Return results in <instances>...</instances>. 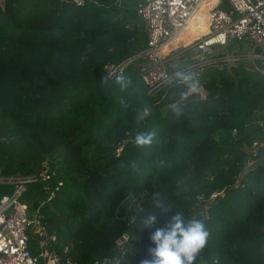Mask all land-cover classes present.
<instances>
[{"label": "trees", "instance_id": "1", "mask_svg": "<svg viewBox=\"0 0 264 264\" xmlns=\"http://www.w3.org/2000/svg\"><path fill=\"white\" fill-rule=\"evenodd\" d=\"M141 2L0 0V174L39 176L49 163L50 179L23 200L56 237L48 249L76 264L119 256L124 236L120 264H140L151 246L140 218L154 211L162 227L178 210L209 232L195 264H264V166L242 176L246 149L264 141V75L204 66L153 97L136 62L122 90L103 68L147 48ZM200 87L204 99L185 100ZM144 106L152 114L137 123ZM152 130L151 146L135 145L136 133ZM11 192L0 186V197ZM157 192L169 213L154 208Z\"/></svg>", "mask_w": 264, "mask_h": 264}, {"label": "built area", "instance_id": "2", "mask_svg": "<svg viewBox=\"0 0 264 264\" xmlns=\"http://www.w3.org/2000/svg\"><path fill=\"white\" fill-rule=\"evenodd\" d=\"M83 5L84 0H74ZM137 12L145 22L148 31L147 48L125 62L107 63L104 76L112 82L117 76L124 75L130 64L140 62V74L147 87L148 94L158 97L174 82L184 84L181 77H194L195 72L204 67L216 69L243 65L246 69L264 75V0H227L229 10L221 9L222 0H210L203 8L206 0H141ZM202 13L198 18L196 16ZM202 21L204 32L198 31ZM193 23L197 30L194 38L186 44L164 52L167 45L178 38ZM195 49L199 57L189 58L192 62L177 68L173 53L179 48ZM226 52H221V49ZM187 50L180 54L184 55ZM185 59V58H184ZM192 93H200L205 98L202 87L189 89ZM157 105L160 101L156 102ZM264 141H254L247 148L250 156L248 165L258 159ZM50 175L45 167L37 175L0 174V186L11 187V194L0 197V264H76L70 258L63 259L48 249L49 241L56 237L48 236L39 216L38 208L34 209L26 201L23 194L29 185L39 181H48ZM220 193H215V198ZM39 239L41 252L38 256L31 253L29 247L30 234ZM126 237L117 243L121 254L114 258H105L93 264H120L127 258L123 245ZM67 251V250H66Z\"/></svg>", "mask_w": 264, "mask_h": 264}, {"label": "clouds", "instance_id": "3", "mask_svg": "<svg viewBox=\"0 0 264 264\" xmlns=\"http://www.w3.org/2000/svg\"><path fill=\"white\" fill-rule=\"evenodd\" d=\"M125 81L124 75L116 78L122 90L131 83L130 80ZM121 105L124 106L123 100ZM151 114L152 109L144 106L136 113L137 123ZM156 135L155 130L138 132L134 143L140 148L151 146ZM153 206L160 210L161 215L171 211V207L164 203L158 192L153 194ZM157 223L158 215L154 211H149L137 223L141 231L151 230L148 237L151 242V246L147 249L148 258L142 259L140 264H195L197 257L208 243L209 232L204 222L195 217L186 218L184 213L178 210L170 218H166V226L157 227Z\"/></svg>", "mask_w": 264, "mask_h": 264}, {"label": "rangeland", "instance_id": "4", "mask_svg": "<svg viewBox=\"0 0 264 264\" xmlns=\"http://www.w3.org/2000/svg\"><path fill=\"white\" fill-rule=\"evenodd\" d=\"M197 30L196 26H194V24L190 27V29L185 32L181 38L172 45V49L177 48L179 46H182L183 44L189 43L193 38H194V32ZM198 31L200 32H204V29H198ZM184 50H187L186 53L184 55H181L180 53ZM221 52H226V49L222 48ZM173 55H175V61H177L176 65H178L180 62L179 61H183L184 60H188L189 58H195V57H199V52H197L195 49L190 51V48H179L176 49V51L173 53ZM183 58V59H182ZM192 62V61H191ZM179 66H182L181 63ZM247 150V149H246ZM45 167H49V163L46 162L45 163Z\"/></svg>", "mask_w": 264, "mask_h": 264}, {"label": "water", "instance_id": "5", "mask_svg": "<svg viewBox=\"0 0 264 264\" xmlns=\"http://www.w3.org/2000/svg\"><path fill=\"white\" fill-rule=\"evenodd\" d=\"M140 72V67L137 70ZM36 95H33V98H35ZM193 99H201V94L200 93H192L189 96L185 97V100H193ZM264 166V154L261 155L258 159L252 161L245 170L243 171L242 176H245L248 172L257 169L258 167ZM25 201H23L24 203Z\"/></svg>", "mask_w": 264, "mask_h": 264}, {"label": "bare ground", "instance_id": "6", "mask_svg": "<svg viewBox=\"0 0 264 264\" xmlns=\"http://www.w3.org/2000/svg\"><path fill=\"white\" fill-rule=\"evenodd\" d=\"M209 1L210 0H206L205 2H204V4H203V8H206L207 7V5H208V3H209ZM200 15H202V13L200 12L197 16H196V18H198ZM193 25V23H190V25L187 27V29L184 31V32H182V34L178 37V38H176L172 43H170L169 45H167L166 47H165V49H164V52H168V51H170V50H172V45L173 44H175L180 38H181V36L185 33V32H187L189 29H190V27Z\"/></svg>", "mask_w": 264, "mask_h": 264}]
</instances>
